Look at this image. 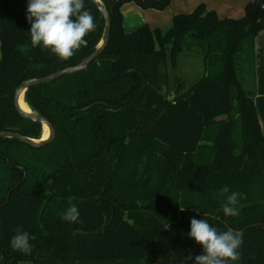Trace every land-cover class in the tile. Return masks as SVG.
I'll use <instances>...</instances> for the list:
<instances>
[{
  "label": "trees",
  "instance_id": "trees-1",
  "mask_svg": "<svg viewBox=\"0 0 264 264\" xmlns=\"http://www.w3.org/2000/svg\"><path fill=\"white\" fill-rule=\"evenodd\" d=\"M102 1L111 19L103 52L25 93L28 107L53 123L54 139L37 148L0 138V264H183L203 251L187 235L193 217L242 234L238 264H264V132L255 102L264 0L240 18L200 4L164 34L149 25L126 32L121 8L164 10L172 0ZM84 3L96 28L62 61L31 45L28 0H0V132L41 139L43 125L21 115L15 92L96 50L104 16L93 0ZM225 186L246 196L237 216L223 213ZM70 204L78 222L61 218ZM17 226L34 237L30 255L10 246Z\"/></svg>",
  "mask_w": 264,
  "mask_h": 264
},
{
  "label": "clouds",
  "instance_id": "clouds-1",
  "mask_svg": "<svg viewBox=\"0 0 264 264\" xmlns=\"http://www.w3.org/2000/svg\"><path fill=\"white\" fill-rule=\"evenodd\" d=\"M26 19L31 25L29 30L31 45L43 47L55 54L62 61L73 57L88 41L85 37L96 28L95 20L85 8L84 0H28ZM229 193L227 186L220 189V194ZM240 199H246L241 193L231 192L223 204L225 216L239 215L237 207ZM184 208H181L183 211ZM66 222L75 223L80 220V212L76 205L70 204L61 217ZM198 245L202 246V254L193 256L191 252L184 257L183 264L194 261V264H238L242 259L239 249L243 244L242 234L229 228L218 231L205 219H190V231L187 234ZM34 237L23 229L15 228L10 240L14 251L30 255Z\"/></svg>",
  "mask_w": 264,
  "mask_h": 264
},
{
  "label": "crops",
  "instance_id": "crops-1",
  "mask_svg": "<svg viewBox=\"0 0 264 264\" xmlns=\"http://www.w3.org/2000/svg\"><path fill=\"white\" fill-rule=\"evenodd\" d=\"M253 0H172L164 10L144 9L134 2L122 6L123 27L131 33L144 25H149L152 30L159 29L166 33L174 23L178 14L190 13L200 4H204L207 10L215 11L220 18H240L245 14V8ZM256 45V78L257 95L256 107L259 120L264 131L261 113L258 108V101L264 104V30H262L255 41Z\"/></svg>",
  "mask_w": 264,
  "mask_h": 264
},
{
  "label": "water",
  "instance_id": "water-1",
  "mask_svg": "<svg viewBox=\"0 0 264 264\" xmlns=\"http://www.w3.org/2000/svg\"><path fill=\"white\" fill-rule=\"evenodd\" d=\"M97 6L99 7L100 11L103 13L104 20H105V30L104 34L102 37V40L99 44V46L96 48V50L90 54L88 57H86L84 60H82L79 64L71 67L64 68L60 71H57L55 73H52L48 76H43V77H36V78H30L25 81H23L19 87L16 89L15 92V105L17 106L18 111L21 113L22 116L37 121L43 125V127H47L49 129L50 135L47 140H39V139H34L29 136L23 135L19 132L15 131H1L0 132V138H12V139H17L25 144L40 148L45 145H47L49 142H51L54 137H55V128L53 123L45 116L31 110V111H25L21 108L20 106V101L22 97L24 96L25 99V93L26 91L31 87L43 83H48L52 82L62 76L65 75H70L74 74L77 72H80L84 69H86L91 62H93L102 52L103 50L107 47L109 40H110V35H111V19L110 15L108 12V9L106 5L103 3L102 0H93ZM10 199V195L8 196V201Z\"/></svg>",
  "mask_w": 264,
  "mask_h": 264
},
{
  "label": "bare ground",
  "instance_id": "bare-ground-1",
  "mask_svg": "<svg viewBox=\"0 0 264 264\" xmlns=\"http://www.w3.org/2000/svg\"><path fill=\"white\" fill-rule=\"evenodd\" d=\"M20 106H21V108L23 109V110H25V111H31L32 109H30L29 107H28V105L26 104V101H25V99H24V96L22 97V99H21V101H20ZM49 135H50V132H49V129L47 128V127H45V130H44V132H43V135H42V137H41V139H39L40 141L41 140H47L48 138H49Z\"/></svg>",
  "mask_w": 264,
  "mask_h": 264
},
{
  "label": "rangeland",
  "instance_id": "rangeland-1",
  "mask_svg": "<svg viewBox=\"0 0 264 264\" xmlns=\"http://www.w3.org/2000/svg\"><path fill=\"white\" fill-rule=\"evenodd\" d=\"M261 101L262 100L258 101V108H259V112L261 113V117H262V121H263V125H264V104ZM44 130H45V128L43 127V132H44Z\"/></svg>",
  "mask_w": 264,
  "mask_h": 264
}]
</instances>
